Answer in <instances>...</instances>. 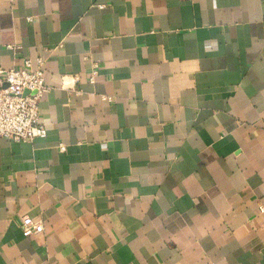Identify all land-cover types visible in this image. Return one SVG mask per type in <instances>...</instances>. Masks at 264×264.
<instances>
[{
  "label": "crops",
  "instance_id": "1",
  "mask_svg": "<svg viewBox=\"0 0 264 264\" xmlns=\"http://www.w3.org/2000/svg\"><path fill=\"white\" fill-rule=\"evenodd\" d=\"M37 58L0 264H264V0H0V67Z\"/></svg>",
  "mask_w": 264,
  "mask_h": 264
},
{
  "label": "built area",
  "instance_id": "2",
  "mask_svg": "<svg viewBox=\"0 0 264 264\" xmlns=\"http://www.w3.org/2000/svg\"><path fill=\"white\" fill-rule=\"evenodd\" d=\"M6 48L11 50L13 47ZM44 64L42 58H37L34 63L25 59L19 68L0 67V138L27 143L46 136L39 111L40 100L48 91ZM96 75L94 68L89 80L93 81ZM20 229L26 238L44 231L41 223L27 217L21 219Z\"/></svg>",
  "mask_w": 264,
  "mask_h": 264
}]
</instances>
